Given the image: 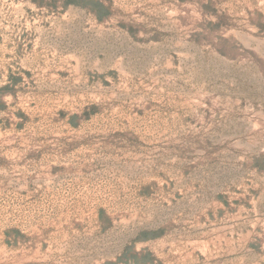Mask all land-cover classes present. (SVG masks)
<instances>
[{
  "label": "rangeland",
  "instance_id": "obj_1",
  "mask_svg": "<svg viewBox=\"0 0 264 264\" xmlns=\"http://www.w3.org/2000/svg\"><path fill=\"white\" fill-rule=\"evenodd\" d=\"M0 264H264V0H0Z\"/></svg>",
  "mask_w": 264,
  "mask_h": 264
}]
</instances>
